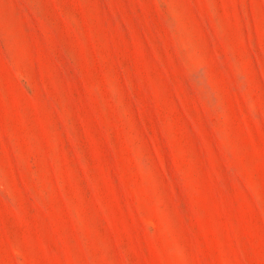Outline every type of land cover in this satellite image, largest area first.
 Instances as JSON below:
<instances>
[{
  "label": "rangeland",
  "instance_id": "374dc122",
  "mask_svg": "<svg viewBox=\"0 0 264 264\" xmlns=\"http://www.w3.org/2000/svg\"><path fill=\"white\" fill-rule=\"evenodd\" d=\"M0 264H264V0H0Z\"/></svg>",
  "mask_w": 264,
  "mask_h": 264
}]
</instances>
